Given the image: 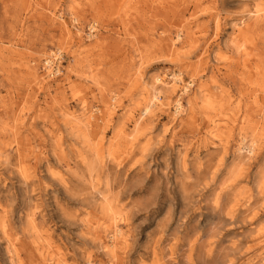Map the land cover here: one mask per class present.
Listing matches in <instances>:
<instances>
[{"label": "rangeland", "instance_id": "rangeland-1", "mask_svg": "<svg viewBox=\"0 0 264 264\" xmlns=\"http://www.w3.org/2000/svg\"><path fill=\"white\" fill-rule=\"evenodd\" d=\"M0 264H264V0H0Z\"/></svg>", "mask_w": 264, "mask_h": 264}]
</instances>
